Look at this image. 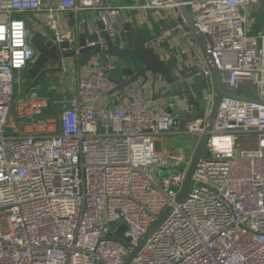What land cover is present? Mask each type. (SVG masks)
<instances>
[{
	"label": "built area",
	"instance_id": "obj_1",
	"mask_svg": "<svg viewBox=\"0 0 264 264\" xmlns=\"http://www.w3.org/2000/svg\"><path fill=\"white\" fill-rule=\"evenodd\" d=\"M98 1L0 0V264H124L170 205L166 223L131 264H264V31L249 33V13L260 0H145L139 6L171 12L185 5L196 13L226 86L255 98L222 97L181 204L175 199L186 176L182 160L157 151L158 137L175 128L174 115L148 99L119 98L109 75L115 61L94 56L57 115L16 120L46 106L20 76L37 56L21 15L46 11L57 42H72L56 12L97 11L96 31L101 22L115 40L121 7ZM179 17L148 44L157 50L177 32L185 38L195 75L207 80L200 98L206 115L178 128L200 138L212 107L211 72ZM97 43L106 41L101 36ZM241 87L245 92L235 90ZM242 136H254L258 148L237 154ZM170 166L184 170L157 173ZM122 223L127 246L114 235Z\"/></svg>",
	"mask_w": 264,
	"mask_h": 264
},
{
	"label": "water",
	"instance_id": "obj_2",
	"mask_svg": "<svg viewBox=\"0 0 264 264\" xmlns=\"http://www.w3.org/2000/svg\"><path fill=\"white\" fill-rule=\"evenodd\" d=\"M178 1L183 2V0ZM179 10L182 14V17H179L177 22L185 23L188 26L211 72L213 100L206 131L200 136L192 158L185 169V180L175 199L176 204H181L189 193L192 183V176L196 167L204 157L207 141L210 135L209 133L212 130L213 124L217 117L218 108L222 97L229 96L255 100V98H249L247 96L238 94L226 86L224 82V75L215 65L212 55L206 45L205 38L200 29L195 24L194 18L196 13L190 11V9L185 5H181ZM76 24L77 26H75L76 28L72 32V42H57L55 35L44 33L40 30L33 31L31 33L30 42L35 48L37 56L35 60L32 61L27 67V75L34 80L27 88L31 89V92L36 93L42 99H45L46 106H43L39 113L34 114L30 118H17V122L22 121L29 123L34 119L48 118L56 114L57 107L50 94L46 91H42L38 85V82L41 78L56 70V68L52 67L54 63L58 64L59 67L57 69L61 70L64 60L73 58L79 60L80 66H86L91 61L92 57L101 53L116 57L119 60L133 62L137 69L135 74L130 76L125 81L118 79L114 80V90L124 91L126 87L139 82V80L145 76H151V81L149 78H146L144 82L147 84L150 81L153 90L156 89L158 80L162 79L164 81L165 89L163 90L162 94L156 96L155 100H177V102H172L169 104L170 111H172L174 115L173 126L175 128L185 126L189 122L205 117L206 114L202 100L198 98L187 82L178 83L179 79L174 76L173 69L177 68V64L174 62L167 64L156 52V49L148 44L150 40L145 39L143 35L131 24H125L122 30L118 33L115 40H113L110 35L104 31L103 23L98 22L96 24L100 30L98 32L95 29V23L92 25L86 20L83 14L79 15V19ZM101 36L106 41L105 47H102L97 43ZM197 79L202 80L204 78L203 76L199 75ZM174 85H176V90L170 92V87ZM171 170L182 171L184 168L175 166L160 167L157 169V173L163 174ZM174 208V205H170L164 210L147 234L141 239L139 244L127 256L124 264H131L133 259L139 254L141 248L166 223ZM126 229L127 226L125 229H123V227L120 225L118 231L114 233L116 237L123 240L125 246H127V244L130 242V238L125 236Z\"/></svg>",
	"mask_w": 264,
	"mask_h": 264
},
{
	"label": "crops",
	"instance_id": "obj_3",
	"mask_svg": "<svg viewBox=\"0 0 264 264\" xmlns=\"http://www.w3.org/2000/svg\"><path fill=\"white\" fill-rule=\"evenodd\" d=\"M145 0H99L98 4L101 6L110 5L112 7H121L119 15L115 20V28L117 33H119L125 24H131L136 30H138L145 39L150 40L153 38L162 28L173 25L177 15L180 14L179 10H174L171 12L158 11L154 9L145 10L139 6L143 4ZM86 20L92 25L95 23L96 12L85 11L82 13ZM80 15V14H79ZM79 15L73 14L69 11H58L56 16L60 20V29L68 30L71 33L75 30ZM166 18L163 19L162 17ZM21 17L26 20L28 28L33 31L40 30L44 33H49L54 35L55 30L49 24V16L46 11L37 13H26L22 14ZM188 28V26L185 24ZM189 29V28H188ZM175 39L170 38L166 40L164 45L157 49L156 52L162 57V59L167 63H176L177 68L173 69V74L180 82H187L198 98H201V91L207 86V80L197 79L199 75H195V69L193 67L192 54L187 46L185 38L182 36L181 32H177L174 35ZM185 50V53H181L179 50ZM104 61H115L118 65V60L116 57L108 56L105 54H97ZM95 58V57H94ZM92 57L91 61L94 59ZM89 62V64L91 63ZM89 64L86 66H80L78 59H66L63 62L62 69H57L58 64L54 63L53 67L56 70L47 75L43 82H46V88H43V82L39 85V88L48 92L53 97V102L57 107V114L60 109L57 105V98L60 94H66L67 100H71L76 93L77 82L80 76L87 74L89 71ZM137 71L133 62L125 61L123 68H117L116 70L109 71L110 77L114 80H127L130 76L135 74ZM25 72V71H24ZM58 77V78H57ZM149 78L151 81V76L142 77L139 82L126 87L124 91L118 90L117 94L119 98L125 99H135L142 98L148 99L151 104L156 106L158 109L163 111H170L169 104L177 102L176 99H168L167 101L162 99H156L163 93L165 89V84L162 79L158 80L156 89L153 90L151 83L145 84V79ZM53 79H59V83H53ZM176 90V85L170 87V92ZM176 110V109H175ZM180 128H173L168 133L158 137L157 141V151L160 154L167 156L169 159H180L182 160L181 165L188 166L193 152L199 140V136L191 135L192 137L187 139L184 135H187L181 131Z\"/></svg>",
	"mask_w": 264,
	"mask_h": 264
},
{
	"label": "rangeland",
	"instance_id": "obj_4",
	"mask_svg": "<svg viewBox=\"0 0 264 264\" xmlns=\"http://www.w3.org/2000/svg\"><path fill=\"white\" fill-rule=\"evenodd\" d=\"M250 27H249V33L252 34H256L259 32L264 31V0H260L259 3L255 4V6L253 7V9L250 11ZM23 79L26 78L25 72L22 71L21 75H20ZM50 76H52V74H50ZM58 78V77H57ZM59 83V79L54 80L53 79V83ZM46 82H43L42 87L46 88ZM238 92H245V88L241 87L240 89H235ZM202 93V91H201ZM68 102L69 100H67V96L66 94H60L58 95L57 98V105L60 109V111H62L63 109H65L68 106ZM181 129V128H180ZM184 138H191V135H184ZM258 148V141L255 139L254 136L252 137H241L239 138V140L237 141V146H236V153H240L243 150H247V149H257ZM206 152L204 153L205 156ZM184 168L186 169L187 166H184ZM8 221L3 220L2 221V226L3 228L7 229L8 228ZM121 226L123 227V229L126 228V225L124 223L121 224Z\"/></svg>",
	"mask_w": 264,
	"mask_h": 264
},
{
	"label": "trees",
	"instance_id": "obj_5",
	"mask_svg": "<svg viewBox=\"0 0 264 264\" xmlns=\"http://www.w3.org/2000/svg\"><path fill=\"white\" fill-rule=\"evenodd\" d=\"M124 64H125V60H118V67L120 68H123L124 67ZM45 77L46 76H44L43 78H41L40 80H39V82H38V85H40L44 80H45ZM27 80H28V83L25 85L26 87H28V85H30L31 83V78L27 75ZM42 91H44L43 89H42ZM51 96V98L53 99V97H52V95H50ZM57 112L58 111H56V114L55 115H57Z\"/></svg>",
	"mask_w": 264,
	"mask_h": 264
},
{
	"label": "flooded vegetation",
	"instance_id": "obj_6",
	"mask_svg": "<svg viewBox=\"0 0 264 264\" xmlns=\"http://www.w3.org/2000/svg\"><path fill=\"white\" fill-rule=\"evenodd\" d=\"M52 67H53V65H52ZM53 68H55V67H53ZM27 70H28V68L25 69V75H26V78H25V85L28 83V80H27ZM52 72H54V71H52ZM52 72H50V73H52ZM50 73H49V74H50ZM33 81H34V80L32 79L31 82H33ZM31 82H30V83H31ZM28 86H29V85H28Z\"/></svg>",
	"mask_w": 264,
	"mask_h": 264
}]
</instances>
